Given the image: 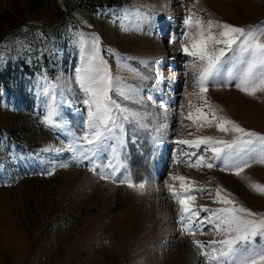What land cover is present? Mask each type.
<instances>
[{
	"label": "rangeland",
	"instance_id": "1",
	"mask_svg": "<svg viewBox=\"0 0 264 264\" xmlns=\"http://www.w3.org/2000/svg\"><path fill=\"white\" fill-rule=\"evenodd\" d=\"M122 8L129 9L123 20ZM188 9L240 27L264 22V0H0V264H204L192 240L213 239L212 225L202 226L203 235L181 234L179 205L168 191L180 183L172 176L211 190L194 193L197 206L221 207L212 203L219 186L264 214V195L249 186L264 185V164L252 162L240 176L221 171L222 161L197 170L187 166L190 154L211 153L176 143L197 135L231 139L185 119L194 111L189 99L203 104L190 95L199 93L198 69L181 48ZM93 34L114 83L119 77L120 89L134 97L113 98L141 117L116 130L120 157L106 147L95 172L77 159L82 142L75 140L87 127L76 70ZM230 66L208 81L204 95L218 114L264 134V93L239 91ZM50 103L60 128L45 123ZM135 158L144 165L140 173L132 169ZM109 161L119 165L116 176L100 179L112 171ZM124 178L146 187L138 193L119 183Z\"/></svg>",
	"mask_w": 264,
	"mask_h": 264
},
{
	"label": "snow or ice",
	"instance_id": "2",
	"mask_svg": "<svg viewBox=\"0 0 264 264\" xmlns=\"http://www.w3.org/2000/svg\"><path fill=\"white\" fill-rule=\"evenodd\" d=\"M122 12L124 15L119 17L121 20L127 17L129 9L122 8ZM183 23L186 31L181 48L194 58L192 68L198 69L193 87L198 88L199 93L193 92L190 95H199L203 101L202 105H196L189 99V108L194 111L190 110L185 119L195 124L197 129L214 126L220 133L231 134V139L197 135L194 139H181L176 143L193 149L204 146L202 150L211 153L210 158L197 152L191 153L188 167L211 169L216 166L215 161H222L224 167L221 171L230 170L240 176L252 162L264 164V134L245 129L218 114L204 94L207 92L208 81L215 82L226 65H231L227 68L228 77L236 81L235 86L239 91L251 97L264 93V22L240 27L211 18L204 19L199 12L188 9ZM121 28L127 30L123 23ZM84 55L86 63L82 68H77L76 82L86 96L83 103L87 106V120L84 121L87 127L84 134L75 140L82 142V151L77 150V159L88 160L93 164L89 170L95 172L99 167L95 159L100 157L106 147L112 149L113 159H119L116 142L123 144V136L116 135V130L122 133L124 122L138 121L141 117L113 98L112 93L115 92L125 100L134 99L120 89L119 77L115 78L114 83L107 61L100 55V38L97 35H92L91 47ZM204 108L208 111H204ZM57 114V109L50 103L45 123L62 127V123H54L52 120ZM75 140L69 148L74 146ZM107 167L112 168V171L108 175L101 172L100 179L112 180L119 165L109 161ZM171 179L180 183L179 191L175 184L168 185V191L179 205L177 222L181 226V234L195 237L199 230L203 235L202 226L212 225L210 231L214 234L213 239L207 242L192 240L199 255L204 257V264H264V214L238 204L230 198V194L222 195L224 190L219 186L215 189L212 203L220 204L221 207L197 206L194 193L207 192L211 196V190L195 187L196 182L183 175L172 176ZM119 183L126 184L138 193L146 187L145 183H135L130 178H124ZM249 186L264 195V185L250 182ZM201 213L208 215L201 216Z\"/></svg>",
	"mask_w": 264,
	"mask_h": 264
},
{
	"label": "trees",
	"instance_id": "3",
	"mask_svg": "<svg viewBox=\"0 0 264 264\" xmlns=\"http://www.w3.org/2000/svg\"><path fill=\"white\" fill-rule=\"evenodd\" d=\"M143 167L144 165L142 163V160H139L138 158L133 159L132 169H134V171H137L138 173H140Z\"/></svg>",
	"mask_w": 264,
	"mask_h": 264
}]
</instances>
